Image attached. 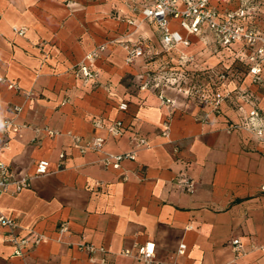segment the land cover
Masks as SVG:
<instances>
[{
	"label": "crops",
	"instance_id": "0c3cea01",
	"mask_svg": "<svg viewBox=\"0 0 264 264\" xmlns=\"http://www.w3.org/2000/svg\"><path fill=\"white\" fill-rule=\"evenodd\" d=\"M122 15H130L126 0H0V77L6 80L0 83V121L15 117L20 107L18 121L32 127L12 135L8 147L0 142V161L34 173L40 160H48L51 171L30 189L0 196V210L28 238L25 256L16 257L0 225V264H144L120 253L149 242L155 243L157 264H264V143L243 130L227 132L232 123L246 122L254 105L264 114V89L251 87L256 103L226 101L220 115L167 89L176 103L171 112L158 93L140 89L163 68L156 25L146 21L136 29L121 22ZM194 39L213 50L215 65L212 37ZM124 43H142L146 56L128 65ZM100 45H106L100 58L85 60ZM84 60L100 72L97 85L74 69ZM212 62L186 68L211 93ZM228 81L221 88H232ZM117 120L125 134L111 138L106 126ZM252 124L264 125V118ZM72 134L106 138L104 151L111 154L128 151L134 136L149 146L114 170L101 164L103 153H80ZM183 176L195 181V193L177 185ZM236 238L238 251L231 246ZM82 243L110 252L92 255L79 249Z\"/></svg>",
	"mask_w": 264,
	"mask_h": 264
},
{
	"label": "built area",
	"instance_id": "2783aa9c",
	"mask_svg": "<svg viewBox=\"0 0 264 264\" xmlns=\"http://www.w3.org/2000/svg\"><path fill=\"white\" fill-rule=\"evenodd\" d=\"M136 6L132 11L135 13L141 12L143 20H150L156 23L161 32L160 40L163 50L170 52L177 46H189L190 40L181 33L171 30V23H177L182 30L189 35H202L204 32L213 34L217 43L221 47H229L235 43L244 44L249 49L250 69L248 77L251 79V84L264 85V35L262 36L254 28H247L242 26L240 22L247 18L244 9L238 12H225L220 14L215 8L214 4H222L225 0H131ZM134 24V21H130ZM14 32L20 36L26 34V29H18L14 27ZM124 49L127 53L126 63L133 65L136 60L146 56V49L142 43L126 44ZM106 50V45H100L90 52L85 60L94 61L100 58L101 54ZM74 69L80 74L86 82L93 85L99 83L100 72L88 66L85 61L76 65ZM167 73L172 72L173 69L167 64L165 67ZM6 80L0 77V83H5ZM9 88L19 89L14 83H9ZM141 90H153L158 93L160 105L168 108L172 112L175 107V100L166 95L167 89H173L179 93H183L187 99H190L200 106L212 107L211 114H221L220 105L225 101L226 95L221 92L211 94L208 90L203 89L197 79L196 74L178 70L171 73L169 76L165 74L158 80L149 78L140 87ZM228 95V94H227ZM246 103H256L253 93L246 94ZM254 105V104H253ZM121 111H126L128 105L121 103L119 106ZM22 109L20 107L14 108L15 117L0 121V142H4L5 147H8L9 138L12 135H20L23 130L32 128L26 123L18 121V117ZM210 114L206 115L205 120L209 119ZM264 118L263 112L254 105L249 113V118L244 123H232L227 132L231 133L236 130H243L250 133L259 142L264 143V125H255L252 122L262 120ZM172 118L169 116L163 123L162 135L167 136L170 130ZM97 127H103L102 122H96ZM108 135L111 138H119L125 134V124L122 120L114 121L106 126ZM39 132V129H34ZM51 136L58 133L49 132ZM74 146L85 154L89 151L103 153L104 157L101 159V164L106 168L120 170L125 161H136L137 155L140 151L148 148V140L145 137L134 136L130 139V149L121 154L105 153L104 146L106 138L94 137L83 138L78 135H70ZM65 155L61 154L60 159H64ZM50 162L48 160H40L35 167L34 173H20L5 162L0 161V196L3 194L16 195L24 190L32 187V181L35 178L49 174ZM177 185L188 193H195L196 185L193 179L183 176L178 179ZM264 189V186H263ZM0 225L7 229L5 239L13 247V255L16 257H24L26 247L28 245V238L18 234L20 225L13 217L5 215L0 210ZM66 229V227H64ZM42 238L39 237L36 243L39 244ZM233 250L238 251L241 246L239 238L231 241ZM81 251L89 254L101 253L107 255L110 250L103 246H96L92 243H82L79 245ZM156 246L154 242H149L144 246L136 247L134 250H123L121 255L132 257L144 264L154 263ZM186 245L182 244L180 253L184 254ZM104 261V259H102Z\"/></svg>",
	"mask_w": 264,
	"mask_h": 264
},
{
	"label": "rangeland",
	"instance_id": "374dc122",
	"mask_svg": "<svg viewBox=\"0 0 264 264\" xmlns=\"http://www.w3.org/2000/svg\"><path fill=\"white\" fill-rule=\"evenodd\" d=\"M126 5L130 10V15H128L127 17L126 16L123 17V15L121 17L118 16L121 22L124 21L128 25L134 28L136 27V29H138L144 22L150 21V20H143V16L141 15V12L135 13L134 11H132L133 8L136 6V4H133L131 0H126ZM212 7L215 8L220 14H223L225 12H238L241 9H244L245 12L248 13L247 14L248 16L244 21L240 22V24L247 28L248 27L254 28L259 33H261L262 36L264 35V0H225L224 3L214 4L212 5ZM108 16L111 17V19H114L116 17L114 10H111ZM130 21H134V24H131ZM150 22L156 25L155 22L153 21H150ZM172 24H175L177 28L179 29L176 32H179L181 34L182 32L184 33L182 35L187 37L190 40V45L187 47L182 46V45L174 47L170 52H165L163 50L164 53L161 54L162 62L164 63L163 68L162 70L159 71V73H157V75H155L154 77H150L153 80H158L159 78L163 77L165 74H168L169 76L171 73H174L178 70H184V71L186 70L189 72L190 71L193 72V70H188L186 68L189 66H192L193 64L196 65L198 60H205L206 62L207 61L212 62L214 59L213 55H215V53L213 52L212 49L211 50L209 49V46L202 49L203 46L200 43L201 40L196 41V39H194L195 35L187 34L184 30L180 28V26L177 23H171L170 27L172 31L176 29L172 27ZM156 27L158 29L157 25ZM113 29L114 28L107 30L108 32L106 33V35L113 33L114 31ZM158 32H159V35L161 36V32L159 29H158ZM203 35H209L212 37L215 48L217 50L216 52L218 55L216 58L217 60L215 62V65L212 62L214 66L211 70L213 71L212 78L215 80L214 85H213L215 87V91H213V94H216L217 92H221L224 95H226V99L223 103H225L226 101H230L234 103L235 105L240 106V104L246 103L245 99H246L247 92L253 93L255 97L256 92L254 89L251 88L252 86L257 87L258 89H262V88L264 89V85L248 84V83H251V79L248 77V72L250 69V62H249L248 57L250 54H249V49L246 48L244 44L235 43L229 47H221L217 43L212 33L207 31V32H204V34L198 35V36H203ZM126 44H134V43H124L123 47ZM200 46H201L200 48L201 51H199V48H198ZM182 47H184L185 49H188V48L192 49L193 47V49L195 48V50L198 52L196 53V56L192 54L189 55L188 53H186V50ZM196 57L198 59H196ZM79 64L80 63H78L77 65ZM167 64L173 69L172 72L167 73L165 71V67ZM227 81L229 82V85L232 88L228 86L224 89L221 88L223 86V83ZM246 82H248L247 84L249 86L245 85ZM243 85H245V87ZM203 89L207 90L206 87H203ZM220 108H221V105H220Z\"/></svg>",
	"mask_w": 264,
	"mask_h": 264
}]
</instances>
